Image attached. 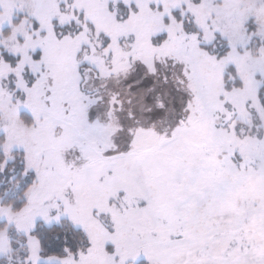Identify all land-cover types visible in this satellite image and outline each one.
<instances>
[{
    "label": "snow or ice",
    "instance_id": "snow-or-ice-1",
    "mask_svg": "<svg viewBox=\"0 0 264 264\" xmlns=\"http://www.w3.org/2000/svg\"><path fill=\"white\" fill-rule=\"evenodd\" d=\"M0 264H264V0H0Z\"/></svg>",
    "mask_w": 264,
    "mask_h": 264
}]
</instances>
